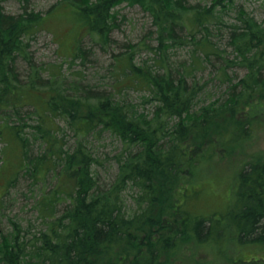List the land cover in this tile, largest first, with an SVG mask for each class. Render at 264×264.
<instances>
[{
    "label": "trees",
    "instance_id": "obj_1",
    "mask_svg": "<svg viewBox=\"0 0 264 264\" xmlns=\"http://www.w3.org/2000/svg\"><path fill=\"white\" fill-rule=\"evenodd\" d=\"M6 1L0 0V182L4 198L22 179L30 182L41 224L10 221L12 231L0 234V264H157L185 232L199 242L221 237L224 219L192 209L199 195L192 177L218 147L246 139L249 120L264 112V20L235 0H59L47 14L29 10L34 0H13L24 7L18 15L5 12ZM124 4L151 21L154 45L143 46L153 56L138 63V45L113 53L107 89L70 80L63 64H34L31 42L49 30L56 9L66 8L72 30L86 31L109 53ZM182 50L188 58H173ZM85 55L77 40L63 63ZM206 66L225 87L209 103L208 83L198 78ZM236 70L244 75L230 76ZM139 88L146 96L135 104L128 91ZM106 134L122 146L110 160L93 145ZM107 160L116 168L110 179L101 171ZM225 217L240 244L264 245V161L239 174Z\"/></svg>",
    "mask_w": 264,
    "mask_h": 264
},
{
    "label": "rangeland",
    "instance_id": "obj_2",
    "mask_svg": "<svg viewBox=\"0 0 264 264\" xmlns=\"http://www.w3.org/2000/svg\"><path fill=\"white\" fill-rule=\"evenodd\" d=\"M212 0H193L194 3L202 2L210 4ZM236 5L243 7L258 21L264 20V0H235ZM59 0H34L29 10L47 14ZM5 12L11 15H18L24 12V7L16 1L7 0L4 3ZM119 9V29L115 30L112 36L110 52L106 53L99 46H95L86 31H73L67 23L66 8L56 9V16L52 18L47 26L49 30L38 34L31 42L30 54L33 62L38 67L48 68L49 65L63 64L64 71L70 80L82 79L84 84L100 86L107 89L111 77L107 74V66L110 65L112 55L115 53H126L130 45H138L136 55L138 63L147 60L153 54L143 44L154 45V38L151 35V21L140 7H129L126 4ZM233 16V15H232ZM59 19V20H57ZM77 40H82L86 51L85 58L70 65V62L63 63L66 57L72 56ZM175 59L188 58L186 50L173 54ZM153 63V61H151ZM18 69L22 76H27L28 65L23 60L17 61ZM70 71V72H69ZM215 74L213 68L206 66L203 72L198 74L202 83H208L206 88V102H212L221 97L225 87L213 80ZM244 71H231L230 76L242 77ZM103 81V82H102ZM204 93V94H205ZM129 99L135 103L142 104L146 92L142 89H130ZM264 104V103H262ZM147 105V106H146ZM144 107H150L146 104ZM242 119L241 115L237 119ZM248 121L249 118H244ZM253 120V121H252ZM252 131L246 139L236 143H230L226 148L218 147L213 157L204 160L192 177V187L199 191V195L192 203V209L206 218L214 216L224 219L225 227L221 237L208 239L205 242L196 240L193 232H185L174 251L167 250L161 254L157 264H264V245L240 244L235 239V228L232 222L225 219L227 211L236 199V192L239 181V174L248 168L250 163L264 161V112L253 116L249 120ZM64 123H61L63 126ZM226 138V137H225ZM217 139V138H215ZM68 147H73L74 135L68 133L66 138ZM93 145L99 155L108 157L115 156L122 149L121 144L109 134L103 135L99 141H93ZM39 144L35 146L34 154H38ZM107 160L101 169L103 177L110 179L115 175L114 164ZM10 167V166H9ZM7 177L11 170H7ZM54 178L50 177V183ZM6 182H0V234L12 231L10 221L16 222L23 227L38 226L41 224L37 212L34 210L36 192L30 190V182L22 179L9 194L4 198ZM39 194V192H38ZM4 199V200H3ZM2 203V202H1ZM218 213V214H217ZM222 214V216H221ZM220 216V217H219Z\"/></svg>",
    "mask_w": 264,
    "mask_h": 264
},
{
    "label": "bare ground",
    "instance_id": "obj_3",
    "mask_svg": "<svg viewBox=\"0 0 264 264\" xmlns=\"http://www.w3.org/2000/svg\"><path fill=\"white\" fill-rule=\"evenodd\" d=\"M20 1V0H19ZM80 5V4H79ZM238 9V8H237ZM54 10V9H53ZM53 13V12H52ZM54 16V15H53ZM51 20V19H50ZM59 20V19H57ZM206 24V22H205ZM208 26V25H207ZM206 27V26H205ZM196 30V29H195ZM103 31V30H102ZM190 31V30H189ZM104 33V32H103ZM206 33V32H205ZM105 34V33H104ZM104 36V35H103ZM28 43V42H27ZM102 44V43H101ZM128 57V56H127ZM161 60V59H160ZM163 62V61H162ZM131 63V62H130ZM120 67V66H119ZM138 68V67H137ZM65 70V69H64ZM118 70V69H117ZM170 71V70H169ZM70 72V71H69ZM225 73V72H223ZM50 74V73H49ZM58 74V73H57ZM121 74V73H120ZM49 79V78H48ZM227 80V79H226ZM103 82V81H102ZM51 83V82H50ZM69 88V87H68ZM65 92V91H64ZM223 95V94H222ZM131 99V98H130ZM123 101V100H122ZM72 102V101H71ZM79 102V101H78ZM107 103V102H106ZM153 103V102H152ZM78 104V103H77ZM136 104V103H135ZM73 105V104H72ZM133 105V104H132ZM145 106V105H144ZM123 107V106H122ZM125 107V106H124ZM177 122V121H176ZM21 126V125H20ZM128 127V126H127ZM104 128V127H103ZM41 129V128H40ZM59 131V130H58ZM106 133V132H105ZM27 134V133H26ZM117 134V133H116ZM60 137V136H59ZM99 138V137H98ZM46 141V140H45ZM25 142V141H24ZM48 142V141H47ZM37 143V142H36ZM48 148V147H47ZM50 148V147H49ZM41 155V154H40ZM39 157V156H38ZM62 170V169H61ZM57 176V175H56ZM66 177V176H65ZM113 185V184H112ZM115 196V195H114ZM39 203V202H38ZM113 203V202H112ZM128 204V203H127ZM147 205V204H146ZM115 208V207H114ZM49 213V212H48ZM115 214V213H114ZM218 214V213H217ZM52 215V213H51ZM55 215V214H54ZM222 216V214H221ZM65 217V216H64ZM201 217V216H200ZM215 217V216H214ZM220 217V216H219ZM189 218V217H188ZM28 234V233H27ZM41 237V236H40ZM122 245V244H121ZM120 246V245H119ZM128 248H126V251H127Z\"/></svg>",
    "mask_w": 264,
    "mask_h": 264
}]
</instances>
